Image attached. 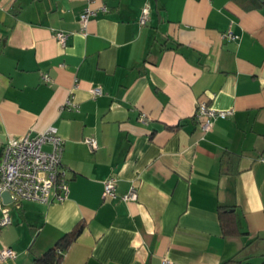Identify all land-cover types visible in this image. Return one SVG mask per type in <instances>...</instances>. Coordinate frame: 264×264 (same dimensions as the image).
Returning <instances> with one entry per match:
<instances>
[{
    "label": "crops",
    "instance_id": "obj_1",
    "mask_svg": "<svg viewBox=\"0 0 264 264\" xmlns=\"http://www.w3.org/2000/svg\"><path fill=\"white\" fill-rule=\"evenodd\" d=\"M255 2L0 0V162L10 137L55 126L68 178L62 200L8 204L0 248L16 256L0 264H34L31 250L80 224L59 264L264 258V5ZM101 5L84 32L80 12ZM199 100L233 114L204 132ZM108 178L115 196H103ZM131 186L136 199H122ZM220 206L238 234L223 235Z\"/></svg>",
    "mask_w": 264,
    "mask_h": 264
},
{
    "label": "built area",
    "instance_id": "obj_2",
    "mask_svg": "<svg viewBox=\"0 0 264 264\" xmlns=\"http://www.w3.org/2000/svg\"><path fill=\"white\" fill-rule=\"evenodd\" d=\"M101 5L92 8L86 6L79 14L82 30L85 32L87 22L95 17L99 11H106ZM148 18V6L141 10L139 22L144 24ZM61 46L66 44L68 34L58 30L54 33ZM229 38H236L230 30L225 33ZM93 96L102 94L100 87L92 89ZM66 106L76 108L75 102L69 97ZM233 109H215L205 100L197 102L195 117L202 131H208L217 119H225L233 114ZM140 120H146V114H140ZM87 146L94 150L97 142L93 137L84 139ZM49 148L46 149L45 146ZM63 139L58 135L55 126H49L43 132H26L20 136L10 137L3 146L0 162V226L10 223L8 204H19L22 200H34L49 203L62 200L68 192V178L62 167ZM10 194V202L4 204L1 193ZM103 196H115V179L108 178L103 182ZM122 199H136V189L131 186L122 195ZM16 252L8 246L0 248V261L14 258ZM163 264H168L163 260Z\"/></svg>",
    "mask_w": 264,
    "mask_h": 264
},
{
    "label": "trees",
    "instance_id": "obj_3",
    "mask_svg": "<svg viewBox=\"0 0 264 264\" xmlns=\"http://www.w3.org/2000/svg\"><path fill=\"white\" fill-rule=\"evenodd\" d=\"M259 5H264V0H261ZM255 3H258L257 0ZM229 156V154H227ZM227 157L222 158L221 168L225 169V164L228 163ZM218 215H219V223L221 226V230L224 236H231L236 235L239 233V230L236 226L235 216L234 213L231 212L225 206H220L218 208ZM82 229V225H78L74 227L71 231L65 233L61 238H59L55 244L49 248L48 250L39 253V252H32L33 253V262L34 264H59L64 252L69 248V246L73 243V241L77 238L78 234ZM218 264H264V258L258 263H251L248 261H243L239 258L233 257L227 260H224Z\"/></svg>",
    "mask_w": 264,
    "mask_h": 264
},
{
    "label": "water",
    "instance_id": "obj_4",
    "mask_svg": "<svg viewBox=\"0 0 264 264\" xmlns=\"http://www.w3.org/2000/svg\"><path fill=\"white\" fill-rule=\"evenodd\" d=\"M1 197L4 204H8L10 202V194L7 191L2 192Z\"/></svg>",
    "mask_w": 264,
    "mask_h": 264
}]
</instances>
